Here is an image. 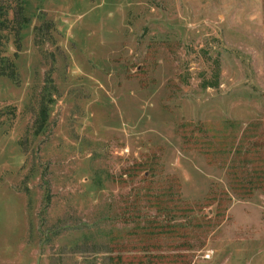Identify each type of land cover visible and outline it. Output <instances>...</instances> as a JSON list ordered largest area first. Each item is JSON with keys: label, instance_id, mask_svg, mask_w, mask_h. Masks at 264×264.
<instances>
[{"label": "rangeland", "instance_id": "1", "mask_svg": "<svg viewBox=\"0 0 264 264\" xmlns=\"http://www.w3.org/2000/svg\"><path fill=\"white\" fill-rule=\"evenodd\" d=\"M20 5L0 264H264V0Z\"/></svg>", "mask_w": 264, "mask_h": 264}, {"label": "trees", "instance_id": "2", "mask_svg": "<svg viewBox=\"0 0 264 264\" xmlns=\"http://www.w3.org/2000/svg\"><path fill=\"white\" fill-rule=\"evenodd\" d=\"M23 0H17L16 7H17V19L16 25L12 24L11 21L6 19L7 14L10 10H12L11 5L9 4V0H6L5 4L0 5V76H4L7 78H15V71L13 67V62L9 59H6L3 55H1V51L3 50L4 44L6 41H8V36L10 34L15 35V37H18V34L20 32V29L25 23L24 17L22 18V7L21 3ZM46 109L42 108L39 112L37 122V130L36 132H41L45 121H46ZM110 259H108L109 261ZM106 264H109L108 262Z\"/></svg>", "mask_w": 264, "mask_h": 264}, {"label": "built area", "instance_id": "3", "mask_svg": "<svg viewBox=\"0 0 264 264\" xmlns=\"http://www.w3.org/2000/svg\"><path fill=\"white\" fill-rule=\"evenodd\" d=\"M205 257H208V255H206Z\"/></svg>", "mask_w": 264, "mask_h": 264}]
</instances>
